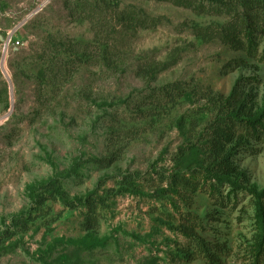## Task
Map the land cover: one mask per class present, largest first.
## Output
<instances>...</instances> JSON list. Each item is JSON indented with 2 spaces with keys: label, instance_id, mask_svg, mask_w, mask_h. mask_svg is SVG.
Here are the masks:
<instances>
[{
  "label": "rangeland",
  "instance_id": "374dc122",
  "mask_svg": "<svg viewBox=\"0 0 264 264\" xmlns=\"http://www.w3.org/2000/svg\"><path fill=\"white\" fill-rule=\"evenodd\" d=\"M120 1V10L135 6L160 24L109 34L99 26L113 10L99 11L95 24L88 20L89 4L78 0H0V234L13 216L28 210L27 187L55 177L70 199L91 192L109 197L96 212L97 247L88 249L91 240L81 244L89 233L87 210L48 202L49 216L5 242L0 264H208L172 228L186 212L199 219L196 233L219 247L214 254L220 264H251V197L226 186L212 192L199 171L204 155L198 149L200 132L216 114L205 95L228 97L237 90L264 102L262 47L247 57L218 41L201 42L189 30L192 22L205 26L221 19L197 17L169 3ZM60 44L86 50L91 58L72 66L64 48L55 51ZM173 55L177 63L154 81L136 75L143 61L164 62ZM62 61L69 66L49 67ZM173 83L190 97L174 104L163 99V109L156 110L150 100L142 111L154 114L138 116L133 107L149 89ZM249 146L235 156L247 178L239 181L260 191L264 135ZM112 159L110 167L101 163ZM128 175L134 192L121 186ZM171 175H178V194L161 195ZM188 249L193 254L184 258Z\"/></svg>",
  "mask_w": 264,
  "mask_h": 264
},
{
  "label": "trees",
  "instance_id": "16d2710c",
  "mask_svg": "<svg viewBox=\"0 0 264 264\" xmlns=\"http://www.w3.org/2000/svg\"><path fill=\"white\" fill-rule=\"evenodd\" d=\"M78 1L85 2L91 7V14L88 17L91 23L95 22L99 11L101 13L113 10L109 22L99 26L103 31H109V34H117L116 28L127 33H134L140 29L155 28L160 24V18L150 17L142 9L135 6L128 5L120 10V0ZM146 1L169 3L175 7L187 9L197 17L205 16L221 19L222 22H211L205 26L192 22L189 25V30L201 42L218 41L230 50L244 53L247 57L255 56L259 48L262 47L261 54L264 57V0ZM95 38L96 42L101 41L100 32L96 31ZM108 47L111 49L112 45ZM58 48H64V52H68V58H70L72 66L76 62L81 63L91 58L86 50L80 48L76 50L69 49L60 44L55 51H58ZM106 51V48L101 51L100 58H105L104 53ZM67 63V61H62L61 64L55 62L50 64L49 67H68L69 64ZM176 63L177 57L174 55L164 62L143 61L137 67L136 75L152 82L159 74ZM40 76V79L43 80V75ZM252 81L255 82L254 79ZM149 90V95L142 97L140 103L137 104L138 106L133 107L134 110L138 111V116L141 118L148 113V111H142L144 110L142 108L150 100L153 101L149 103V106L156 110L157 108L163 109L161 107V100L163 99L174 104L177 100L190 97V94L183 89L181 83L168 84ZM202 96L204 97V95ZM204 98L207 99L208 104L215 108L216 114L200 132L199 141L203 140V143H201L198 151L204 155V164H202V170L199 171L203 174L202 177L205 182L210 184L212 192L218 190L220 186H226L230 188L232 194H236L240 190L250 195L253 211L252 220L256 229L252 244L253 261L251 264H264V262L261 263L264 255V189L257 191L254 186L248 188L243 186L239 180L241 178L246 183L247 178L235 162L237 154L251 148L249 146L250 141L258 140L264 135V102L259 105L254 94L237 90H233L228 97L208 93ZM126 103L124 101L121 104L126 105ZM150 114H154V111H150L147 115L150 116ZM102 162L110 167L114 160H104ZM175 178H178V175L170 176V183L167 185L166 190L161 191V195L166 193L178 194L177 185L179 181H175ZM121 186L125 192H134L137 189L130 175L124 177ZM27 193L30 202L28 210L13 216L9 221V225H5V230L0 234V257L7 253L6 249H2L5 242L19 234L28 232L30 226L38 218L42 219L49 216L48 202L59 203L69 210L77 208L87 210L84 226L89 233L81 244H86L87 240H91V247H88V249L98 246L99 242L92 238V230L97 226L96 212L98 208L106 206V200L109 198L106 197V193L104 196H100L96 192H91L80 199H70L63 188V181L60 177L50 179L38 186H29L27 187ZM198 220L196 215L186 212L182 215L180 224L172 228L177 234L189 239L195 246V252L200 254L208 264H220L214 254L216 250H219V247L207 243L196 233V228L200 227ZM192 250H185L183 252L185 254L184 258L191 256L193 254Z\"/></svg>",
  "mask_w": 264,
  "mask_h": 264
},
{
  "label": "water",
  "instance_id": "95a60500",
  "mask_svg": "<svg viewBox=\"0 0 264 264\" xmlns=\"http://www.w3.org/2000/svg\"><path fill=\"white\" fill-rule=\"evenodd\" d=\"M0 40H1V35H0ZM3 72H4V75L9 79L7 73L5 72L4 68H3Z\"/></svg>",
  "mask_w": 264,
  "mask_h": 264
},
{
  "label": "built area",
  "instance_id": "2783aa9c",
  "mask_svg": "<svg viewBox=\"0 0 264 264\" xmlns=\"http://www.w3.org/2000/svg\"><path fill=\"white\" fill-rule=\"evenodd\" d=\"M19 45H20V43L17 41V42L15 43V48L18 47Z\"/></svg>",
  "mask_w": 264,
  "mask_h": 264
}]
</instances>
